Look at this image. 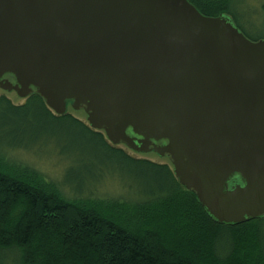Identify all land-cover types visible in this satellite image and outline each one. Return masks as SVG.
Here are the masks:
<instances>
[{
  "label": "water",
  "instance_id": "95a60500",
  "mask_svg": "<svg viewBox=\"0 0 264 264\" xmlns=\"http://www.w3.org/2000/svg\"><path fill=\"white\" fill-rule=\"evenodd\" d=\"M0 88L168 157L221 223L264 215V40L228 16L188 0H0Z\"/></svg>",
  "mask_w": 264,
  "mask_h": 264
},
{
  "label": "trees",
  "instance_id": "16d2710c",
  "mask_svg": "<svg viewBox=\"0 0 264 264\" xmlns=\"http://www.w3.org/2000/svg\"><path fill=\"white\" fill-rule=\"evenodd\" d=\"M188 1L205 16L236 21L235 0ZM58 124L77 127L115 159L127 175L107 178L123 193L101 194L99 183L71 193L64 179L20 159L39 150L62 157ZM0 264H264V215L221 223L171 165L130 155L70 113L54 114L36 93L22 104L0 96Z\"/></svg>",
  "mask_w": 264,
  "mask_h": 264
},
{
  "label": "rangeland",
  "instance_id": "374dc122",
  "mask_svg": "<svg viewBox=\"0 0 264 264\" xmlns=\"http://www.w3.org/2000/svg\"><path fill=\"white\" fill-rule=\"evenodd\" d=\"M233 7L237 15L236 21L231 19L234 25L248 39L252 41L264 40V0H235ZM0 96L7 97L13 104H22L28 98L20 97L13 90L6 91L2 88H0ZM33 110L36 112V108ZM66 112L87 123L86 113L83 109L75 110L71 104H68ZM54 127L58 130L53 139L54 144L56 149L61 151L62 157L58 156L54 150H39L32 153H18L20 159L40 169L55 181L61 182L64 179L66 188L71 193H82L89 188L95 189V185L98 183L97 192L101 194L116 196L123 193L121 186L112 178L113 174L119 177V175L124 176L127 173L116 171L113 157L105 154L96 142L94 144L91 138L77 127L69 124H58ZM42 137L44 138V135L40 136V138ZM118 146L136 158L171 165L166 156H159L154 152H133L123 144ZM109 176L112 178H107ZM124 182L127 183V178Z\"/></svg>",
  "mask_w": 264,
  "mask_h": 264
}]
</instances>
